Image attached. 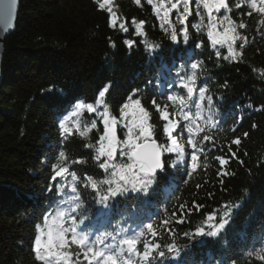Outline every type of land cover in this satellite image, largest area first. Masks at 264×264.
Masks as SVG:
<instances>
[{
	"label": "trees",
	"instance_id": "16d2710c",
	"mask_svg": "<svg viewBox=\"0 0 264 264\" xmlns=\"http://www.w3.org/2000/svg\"><path fill=\"white\" fill-rule=\"evenodd\" d=\"M237 2L228 0L230 14L247 25L239 30L247 41L242 57L232 61L223 58L226 48L214 49L204 32L191 27L196 22L194 15L189 17L188 43L182 37L179 44L171 41L147 0H140V4L111 0L121 21H127V33L118 26L110 27L107 9H99L96 0H20L15 30L5 41L1 63L0 264H41L32 251L36 226H43V216L60 208L69 209L70 216L82 220L80 230L90 231L93 237L101 232L132 235L152 222L160 233L157 240L164 245L172 242L173 236L167 231L172 229L180 256L171 259L164 249L166 258L156 264H261L247 253L261 247L258 241L264 237V74L259 71L264 69V25L259 23L262 18L258 14L241 16L234 8ZM192 8L195 12V3ZM241 11L249 9L245 6ZM132 18L145 22L146 36L134 34ZM172 19L175 21V15ZM128 39L135 41L131 48L124 43ZM145 40L158 46L152 55L146 51ZM201 41L203 46L195 47ZM197 61L202 62L197 94L185 111L195 115L198 89L206 87L205 96L213 98L214 116L212 122L206 121L209 105L205 100L198 124L206 131L196 139L203 141L208 135L211 140L205 143L199 167L191 176L181 163L166 169L167 175H157L148 196L129 191L111 199L107 208L82 181L78 184L82 205L75 211L67 202L73 195L70 190L66 189V194L48 191L50 184L59 181L51 180L50 166L61 149L69 160L86 161L70 165V171H77L81 177H104L93 160L94 150L84 146L94 143L99 132L93 130L88 139L75 133L61 137L58 122L64 116L71 120L73 98L91 102L107 84L106 102L117 116L128 96L138 90L133 98L141 99L151 114L160 144H165L166 138L152 102L155 99L161 107L167 104L169 113H176L172 118L180 121L178 139L184 143L186 154L190 153L184 121L167 95L186 96L185 91L169 84L178 81L179 75L190 74V65ZM60 105L66 107L63 113L57 110ZM237 137L239 146L232 143ZM221 156L229 161L223 169L216 159ZM173 158V154H165L166 160ZM224 171L228 174L223 175ZM193 202L201 207L195 208ZM225 204L232 206L230 223L217 237L189 240L183 235L213 210L219 218ZM182 215L184 222L179 223ZM164 220L169 223L162 225ZM106 243H112L111 239ZM72 251L78 249L73 246Z\"/></svg>",
	"mask_w": 264,
	"mask_h": 264
},
{
	"label": "snow or ice",
	"instance_id": "6c2138e0",
	"mask_svg": "<svg viewBox=\"0 0 264 264\" xmlns=\"http://www.w3.org/2000/svg\"><path fill=\"white\" fill-rule=\"evenodd\" d=\"M96 2L99 9H107L110 27L118 26L125 33L129 31L127 21H121L117 12L111 7V0H96ZM134 2L140 4V0H134ZM147 3L152 6L153 14L161 20V27L170 35V39L174 43L179 44L181 37L185 44L188 43L190 39L189 17L194 15L196 22L192 23L191 27L198 33L204 32L207 41L214 49L217 46L226 48L227 55L223 57L225 60L237 61L242 57L247 37L242 35L239 30L246 29L247 25L242 19L239 21L233 19L230 14L232 8L228 0H147ZM193 3L196 5L195 12L192 8ZM16 5L17 0H0V25H4L5 28L11 27ZM245 6L249 11H241ZM234 8L240 12L241 16L251 17L254 13L258 14L262 18L259 23L264 25V0H239L235 3ZM173 15H175V21L172 19ZM131 24L136 36H146L144 21L132 18ZM177 25L180 26L179 30H177ZM238 41L241 42L240 50L236 48ZM124 43L131 48L135 41L128 39ZM145 44L146 51L150 55L158 47L147 40H145ZM202 46L203 41L195 44L197 48ZM220 55V51L217 50L216 56L219 58ZM201 63L193 62L190 65L192 69L190 74L179 75L178 81L169 84L170 88L175 86L185 91L186 96L171 93L167 95V100L179 109V115L184 121L182 127L188 134L187 144L191 146L190 153L186 154L184 143L178 139L180 121L172 118L176 113L170 114L167 104L161 107L155 99L152 102L163 124L162 131L166 138V143L160 144L155 138L156 130L150 122L151 114L142 105L141 99L133 98L138 90L134 89L133 93L128 96L126 102L120 106L117 116L112 114L110 106L106 102V94L110 88V84H107L91 102H86L82 98H73L76 102L71 105V120L68 116H64L58 122L61 137H68L75 133L82 139H88L93 130L99 132L94 143H86L84 146L94 150L93 160L98 164L99 169L104 171V177L97 179L87 174L81 177L77 171H70V165L84 164L86 161L83 159L69 160L66 151L61 149L55 154L54 162L50 166L51 180L57 181L59 178V181L55 185L50 184L48 191L66 194L65 190H70L73 195L68 197L67 202L73 206L71 211H75L82 205L78 190V184L82 181L85 187H90L96 192L97 202L107 208L111 199L129 191L148 196L153 185L157 182V174L167 175L166 169L176 168L181 163L186 165V174L191 176L199 167L198 161L200 155L203 154L205 143L211 140L208 135L203 136V141L198 142L196 139L201 132L206 131L198 124V121L203 118L205 100L209 105V115L206 117V121L212 122L214 116L211 108L213 98L205 96L206 87L198 89L195 115L191 111H185L193 102L194 95L197 94V73ZM259 71L264 74V69ZM49 91L52 89L50 88ZM69 103L71 104V102ZM57 110L63 113L66 111V107L60 105ZM82 117L89 118L83 119ZM70 124L71 126H69ZM121 133L123 138H121ZM244 136H247V133H244ZM232 143L239 146L241 140L237 137ZM229 151L231 152V147H229ZM165 154H173L174 158L166 160ZM231 155L233 158L236 157L235 152H231ZM216 159L222 169L229 162L222 156ZM222 174L227 175L228 173L224 171ZM193 204L197 209L201 207L195 202ZM180 210L183 214L184 205L180 206ZM231 213L232 206L225 204L223 214L219 218L216 210H213L200 224L183 235L189 240L217 237L230 223ZM42 219L43 226H36L37 234L32 247L36 260L41 264H74V262L75 264H156L158 259L166 258L164 249L171 259L175 260L180 256V248L175 243L174 231L170 228L167 229L172 234L173 240L171 243L161 245L157 240L160 233L152 222L143 225L139 231L132 235L120 236L119 233L101 232L93 237L90 231L80 230V224L83 221H77L76 217L70 216L69 209H57L54 213L43 216ZM69 219L71 223H67ZM178 222H184L183 215ZM168 223L167 220L161 221L162 225ZM109 239L112 243H106ZM258 242L261 247L249 251L247 256L254 257L264 264V237H261ZM73 246L78 251L73 252Z\"/></svg>",
	"mask_w": 264,
	"mask_h": 264
},
{
	"label": "water",
	"instance_id": "95a60500",
	"mask_svg": "<svg viewBox=\"0 0 264 264\" xmlns=\"http://www.w3.org/2000/svg\"><path fill=\"white\" fill-rule=\"evenodd\" d=\"M19 2L20 0H17V5H16V9L15 12L13 14V19H12V24L11 27L5 28L4 25H0V83L2 81L3 75H2V59H3V48H4V44L6 39L14 32L15 30V23H16V18L19 12Z\"/></svg>",
	"mask_w": 264,
	"mask_h": 264
}]
</instances>
